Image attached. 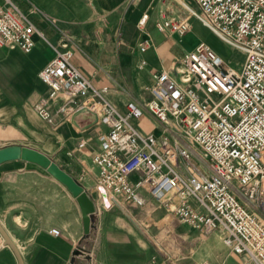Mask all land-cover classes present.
<instances>
[{
	"label": "crops",
	"instance_id": "obj_1",
	"mask_svg": "<svg viewBox=\"0 0 264 264\" xmlns=\"http://www.w3.org/2000/svg\"><path fill=\"white\" fill-rule=\"evenodd\" d=\"M11 1L42 34L34 33L30 51L0 45V148L22 145L46 153L77 178L97 209L86 234L77 198L45 167L21 158L0 163V223L24 263L192 264L204 259L210 264H256L228 247L223 231L207 234L188 226L152 196L147 195L144 206L123 196L106 205L96 186L94 156L108 126L86 128L90 121L83 116L77 126L55 110L50 121L35 107L49 91L39 72L57 50L68 48L73 63L120 110L130 103L142 107L136 121L142 134L171 138L146 108L154 74L168 70L174 75L184 54L201 41H191L190 33L160 31L157 23L168 18L190 21L194 15L188 8L197 11L190 0ZM141 45L147 48L141 50ZM52 228L59 234L51 233ZM3 237L0 232V264H19Z\"/></svg>",
	"mask_w": 264,
	"mask_h": 264
},
{
	"label": "built area",
	"instance_id": "obj_2",
	"mask_svg": "<svg viewBox=\"0 0 264 264\" xmlns=\"http://www.w3.org/2000/svg\"><path fill=\"white\" fill-rule=\"evenodd\" d=\"M195 2L200 12L189 11L242 59H225L200 42L174 75L154 74L146 108L171 138L142 134L136 126L142 107L130 103L120 110L73 63L68 48L57 50L39 72L49 91L35 107L52 121L54 110L72 119L87 106L97 113V124L108 126L94 156L106 205L123 196L144 206L152 196L180 222L207 234L223 231L228 247L264 264V0ZM7 4L0 3V45L30 51L40 31L19 6ZM157 27L185 35L191 23L168 18ZM198 151L210 173L192 160ZM50 232L59 234L57 228Z\"/></svg>",
	"mask_w": 264,
	"mask_h": 264
},
{
	"label": "water",
	"instance_id": "obj_3",
	"mask_svg": "<svg viewBox=\"0 0 264 264\" xmlns=\"http://www.w3.org/2000/svg\"><path fill=\"white\" fill-rule=\"evenodd\" d=\"M79 116H83L85 120L90 121L88 124H86L85 126L86 128H89L97 124L99 119L97 113L92 111L87 106L78 109L73 114L71 121L77 126H81L77 120ZM19 158L25 161L26 160L33 161L45 167L49 173H51L59 181H61L63 184H65L68 187V189L77 198V201L79 202L80 207L82 208L81 210H82L85 233L89 234L91 232V228L94 225L93 221L97 209H96L95 201L89 195V193L84 188V186L77 180V178H74L70 173H68L62 167H60L57 162L55 163V161L50 156H48L46 153L42 152L41 150H37L35 148L29 146H22V145H11L0 148V163L8 160L19 159ZM136 224L139 225L137 222ZM0 232L2 236H4L3 237L4 244L9 245L13 249L19 260V264H25L21 254L22 252H20L19 248L17 247L15 242L11 239V237L8 235V233L1 225V223H0ZM80 251L81 249L78 248L75 254H79ZM71 264H75V261L73 260Z\"/></svg>",
	"mask_w": 264,
	"mask_h": 264
},
{
	"label": "rangeland",
	"instance_id": "obj_4",
	"mask_svg": "<svg viewBox=\"0 0 264 264\" xmlns=\"http://www.w3.org/2000/svg\"><path fill=\"white\" fill-rule=\"evenodd\" d=\"M190 4L193 5L198 12H200V8L195 2V0H190ZM190 13V11H189ZM191 22V28L190 31L187 33H190L191 41H196L195 43L201 41L209 46H212V48L220 55H222L225 59H235V60H241L242 55H233L231 54V48L228 46L222 39H220L216 34H214L209 28L203 25L202 21L198 18L197 15L192 16L190 19ZM234 56H237V58H234ZM206 156L202 152H196L192 155V160L196 163L197 166H199L203 171L210 173V169L206 167Z\"/></svg>",
	"mask_w": 264,
	"mask_h": 264
},
{
	"label": "bare ground",
	"instance_id": "obj_5",
	"mask_svg": "<svg viewBox=\"0 0 264 264\" xmlns=\"http://www.w3.org/2000/svg\"><path fill=\"white\" fill-rule=\"evenodd\" d=\"M191 8V7H190ZM192 9V8H191ZM234 58H237V56H234Z\"/></svg>",
	"mask_w": 264,
	"mask_h": 264
}]
</instances>
